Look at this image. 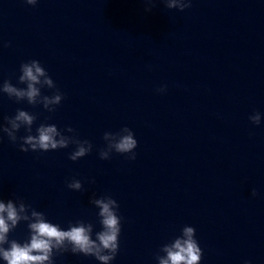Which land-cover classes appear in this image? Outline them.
<instances>
[{
  "label": "clouds",
  "instance_id": "9594fccd",
  "mask_svg": "<svg viewBox=\"0 0 264 264\" xmlns=\"http://www.w3.org/2000/svg\"><path fill=\"white\" fill-rule=\"evenodd\" d=\"M167 9H176L183 12L191 7L192 0H162ZM24 3L35 6L38 0H24ZM150 11V9H147ZM5 44L4 47H9ZM18 84L13 85L10 80L0 82V93L6 94L9 99L20 103L26 101L28 105H42L48 112H55L64 99V94L57 88L53 79L38 60L21 63ZM54 90L52 95H43L42 89ZM157 93L167 91V85L156 89ZM4 124H0V133L6 134L15 144L19 139L21 152H48L69 148L74 150L69 154L71 161H77L93 150V144L78 137L76 130L67 127L58 129L55 124L41 123L32 134V126L37 115L29 111L17 109L14 116H4ZM252 124L259 126L261 113L254 112L249 116ZM24 129L26 135L18 137L17 133ZM64 132L72 135H65ZM2 139V137H0ZM104 147L99 149V158L109 160L113 153L124 155L128 161H135V149L138 141L134 132L127 126L118 131H107L103 134ZM91 182H95L94 180ZM67 187L74 191H81L82 182L72 179ZM255 188L251 196L256 197ZM90 203L99 211L97 213L101 230L95 232L94 224L84 220L70 222L67 229L59 224L50 222L45 213L37 211L31 204L25 203L22 198L9 199L6 202L0 199V260L4 264H54V256L64 253L94 257L100 264H111L119 251V237L121 234L122 217L119 215V204L109 195L92 198ZM25 222L28 229V238L20 242L10 239L17 226ZM163 253V255L159 254ZM156 255L157 264H200L203 251L196 239V229L185 225L181 234L170 242L165 243ZM244 264H250L245 261Z\"/></svg>",
  "mask_w": 264,
  "mask_h": 264
}]
</instances>
